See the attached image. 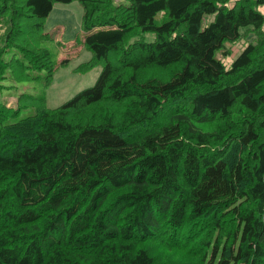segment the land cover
I'll list each match as a JSON object with an SVG mask.
<instances>
[{"label":"trees","instance_id":"1","mask_svg":"<svg viewBox=\"0 0 264 264\" xmlns=\"http://www.w3.org/2000/svg\"><path fill=\"white\" fill-rule=\"evenodd\" d=\"M73 1L0 0V80L49 83ZM124 1L78 0L92 87L0 104V264H264V0Z\"/></svg>","mask_w":264,"mask_h":264},{"label":"rangeland","instance_id":"2","mask_svg":"<svg viewBox=\"0 0 264 264\" xmlns=\"http://www.w3.org/2000/svg\"><path fill=\"white\" fill-rule=\"evenodd\" d=\"M115 4L125 3L124 0H113ZM264 16V6L257 8ZM83 8L78 0L69 4L55 3L52 11L44 21L43 46L51 53L55 69L48 84L45 71L33 72V78L29 81L14 82L10 80L9 70L0 80V104L10 109L16 119L33 114V107H20L17 111V101L23 96L39 98L42 96L47 108L55 109L78 92L90 88L95 83L101 65H95L88 71H82L83 64L92 59V54L82 45L83 32L80 28ZM160 17H156L159 22ZM212 20L207 16L202 21L205 26ZM264 32V25L262 27ZM239 41L226 44L228 56L222 57L216 53L215 57L220 58L223 65L228 68L234 58L248 45L254 44L255 34L252 31H242ZM153 34L145 35V40L151 42ZM67 62L61 64V61Z\"/></svg>","mask_w":264,"mask_h":264}]
</instances>
